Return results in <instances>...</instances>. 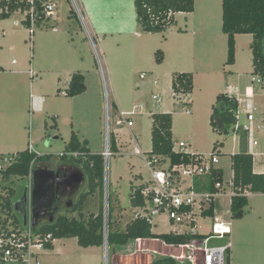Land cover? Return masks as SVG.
Instances as JSON below:
<instances>
[{"label":"rangeland","instance_id":"obj_1","mask_svg":"<svg viewBox=\"0 0 264 264\" xmlns=\"http://www.w3.org/2000/svg\"><path fill=\"white\" fill-rule=\"evenodd\" d=\"M75 1L81 8L82 0ZM88 1L94 11L98 7L103 8L107 21L102 22L101 26H109L108 20L114 12L120 18L125 14L124 8L116 7L115 1L119 0ZM53 2L56 3L54 16L48 23L34 28L32 40L28 28L22 23L24 14L17 12L8 19L0 20V156L3 157L0 164L3 167L14 155L28 148L39 156L51 155L52 162L61 163L59 155L65 152L71 130L79 139H87L92 151H104L108 101L110 135L118 136L123 152L132 150L135 140L140 154L112 155L104 169L109 183V200L111 206H116L112 219L115 218L117 226L123 229L135 219L130 205L133 190L150 177L142 157H148L151 151L152 114H171L173 142H184L187 153L207 155L214 147H219L218 166L223 169L226 179L232 173L231 154L239 151L250 155L264 152V125L258 131H242L244 125L256 126L264 115V90L260 78L252 74L253 38L250 34L235 35V63L232 66L225 64L227 38L221 30L222 0H195L193 12L178 13L176 23L160 33L142 31L132 5L131 28L105 38L95 36L85 19V13L81 11L92 42L81 20L70 16V12L76 13L73 1ZM54 17L58 23L56 33L51 27L55 24ZM127 21L128 18L124 22ZM206 23L210 29L208 33H192L199 25L202 27ZM199 34H208L216 39L214 51L197 50ZM158 50L163 54L160 64L155 60ZM184 51L185 56H182ZM189 53H193V57ZM11 60H15L16 64L12 65ZM64 70H70V73L79 71L85 75L84 94L72 98L63 95L69 74ZM176 72L192 73L194 82L190 94L181 95L172 91V79ZM154 81L156 85H153ZM229 89L235 97L251 101L257 111L251 124L240 112L239 133L221 135L211 127L210 115L216 96L228 93ZM152 96H157L158 100H153ZM114 104L124 113L135 112L124 117L132 121L133 127H128L126 123L115 125L119 112H115ZM53 116L57 130L50 128ZM253 142L257 146H253ZM220 143L222 145H218ZM255 162L258 170H264V158L257 157ZM27 187L25 180L18 177L2 179L0 173V220L7 216L4 203L9 202V212L21 221L13 205L21 199ZM86 188L84 182L72 201L75 202L78 194ZM102 195L106 216L104 187ZM247 197L248 205L243 218L233 220L230 218L228 192L218 195L214 217H198L195 232L213 236L215 221L230 223L231 237L227 234L225 240L232 242L230 250L234 262L264 264V196L248 193ZM99 202L98 197L90 196L86 211L96 213ZM154 221L155 225L151 226L153 233H169L165 219L155 218ZM150 240L139 244L140 249L135 250L133 241L122 246L108 247L103 243L101 247L83 248L75 237H66L54 240L53 248L44 249L39 259L41 264H104L106 254V264H112L116 255L118 264H148L150 259L157 257L155 254L149 256V249L175 256L180 253L178 248H164L153 242L158 239ZM218 242L212 239L209 245ZM227 256L228 252L225 259Z\"/></svg>","mask_w":264,"mask_h":264},{"label":"trees","instance_id":"obj_2","mask_svg":"<svg viewBox=\"0 0 264 264\" xmlns=\"http://www.w3.org/2000/svg\"><path fill=\"white\" fill-rule=\"evenodd\" d=\"M195 0H134L136 20L142 31L147 33H160L174 24L176 13H191L194 11ZM27 8L25 0H0V20L8 19L17 12H24ZM40 9V7H38ZM221 30L227 38V59L226 65L232 66L235 63V35L250 34L253 42L252 51V74L258 76L261 88L264 89V0H222L221 2ZM76 17L75 12H71ZM77 18V17H76ZM43 15L37 19V26L42 22H48ZM23 24L28 26L26 20ZM156 62H162V53H156ZM172 91L176 94H190L193 89V77L191 73H175L172 79ZM83 77L74 74L71 77L68 88L64 91L65 96L74 97L84 92ZM237 102L233 96L226 93L216 96L210 115V125L221 135H228L236 124ZM52 128H56L55 125ZM172 116L170 113H155L152 115L151 125V151L150 157L168 158L171 165L188 163L194 156L190 153H175L172 151ZM111 151L116 152V141L112 135ZM222 143L218 144L221 145ZM87 141H79L75 133L65 147V152L59 155L61 163L52 162L51 155L39 156L29 149L18 152L10 162L0 170L2 179L18 177L30 182L31 169L37 164H50L68 168L72 163L71 158L76 155L75 160H81L78 169L83 172L86 190L78 194L77 200L72 201L68 206L61 207L52 221H38L34 231L37 235L44 237L51 235V240L45 244V248H53V241L66 237H75L80 247L91 246L101 247L104 243L105 227L107 231V246H122L128 241L138 239H158L166 245L179 246L190 242L193 239H207L210 236L198 233L175 235L171 233L155 234L151 225L141 218H135L125 225L123 229L117 226L115 218L112 219V211L116 206H111L108 197V214L106 222L102 194L104 187V160L102 154L91 153L87 148ZM216 147L211 151H215ZM219 154V153H218ZM3 160V157L0 156ZM74 164V163H72ZM231 169L234 196L230 199V217L233 220H240L244 215V209L248 204L246 193L264 194V173L253 172L252 155L239 152L231 155ZM215 181H223V172L215 170L211 176L196 181V188L199 190H210ZM83 182V183H84ZM83 185V184H82ZM82 187V186H81ZM80 187V188H81ZM80 190V189H79ZM97 196L99 204L96 213L87 212L85 207L90 196ZM7 199V198H6ZM116 201V199H115ZM114 201V202H115ZM143 200L139 195V189L135 188L130 197L132 208L141 206ZM9 202L4 203L7 207V216L0 220V225L10 224L14 227L24 226L22 220H18L9 212ZM63 212V214H61ZM215 202L212 201L209 208L202 211V217H214ZM32 224V223H31ZM149 264H188L180 263L170 256H158ZM225 264H230V254Z\"/></svg>","mask_w":264,"mask_h":264},{"label":"built area","instance_id":"obj_3","mask_svg":"<svg viewBox=\"0 0 264 264\" xmlns=\"http://www.w3.org/2000/svg\"><path fill=\"white\" fill-rule=\"evenodd\" d=\"M72 1L76 11V17L81 20L86 35L92 42V36L86 27L84 16L81 12L82 9L79 8L75 0ZM25 2L27 8L22 12V14H24L23 21L26 20L28 22V33L31 39L34 34V28L37 26L36 21L38 17L43 15L45 19H51L54 16L56 3L53 2V0H25ZM38 7H40V9H38ZM94 51L97 53L96 49H94ZM153 84L156 85V82L154 81ZM226 94L228 96H233L237 102V121L231 133H239V113L242 112L247 122L251 124L255 121L254 115L257 109L251 101L243 100L232 95L230 89ZM152 99L158 100L157 96H152ZM134 109L137 108L135 107ZM109 112L107 101L104 151H102L105 170L112 155H140L137 151L139 146L135 140L133 141V149L128 152H123L118 149L116 152L111 151ZM133 113L135 112L120 113L115 121V125L120 126L126 123L128 127H131L132 121L124 117L131 116ZM262 125H264V115L256 126L249 127L248 125H244L242 131L244 133L258 131ZM172 144L173 152L187 153L184 151L186 148L184 142H172ZM252 145L257 146V143L253 142ZM216 153H219L218 149L207 155L190 153V155L194 156L189 162L179 165H171L168 158L150 156L145 158L143 156V161L150 171V177L146 182L137 186L143 204L133 208L135 218L145 219L151 226L155 225V218H163L170 228L169 233L175 235L197 233L195 232L198 227L197 219L202 216V211L208 209L211 202H215L216 197L220 194L228 192L230 199L235 195L232 177L227 181H215L212 184V189L214 191L199 190L196 188V181L200 182L202 179L211 176L212 173L219 168V160L217 158L219 154ZM73 156L76 157V155ZM9 162L10 160L7 164ZM4 167L0 164V170ZM30 183L31 176L28 186H30ZM103 185L106 193L105 197L107 199L108 214L109 183L106 174ZM230 225V223L225 224L221 221H215L212 227L213 236L210 235L209 238L203 240L193 239L184 245H170L178 248L180 252L178 255H173L171 257L180 263L225 264V253L230 251L232 246L231 242L228 241L221 245H209V241L211 239L224 240L225 235L230 234ZM104 234L107 235L106 229ZM50 240V234L41 237L35 233L31 224V214L29 210L27 223L24 226L20 225L14 227L10 223L5 227L0 225V264H41L39 259L41 252L46 249L45 244ZM104 245H107V242H105ZM106 257L105 254L104 264H106Z\"/></svg>","mask_w":264,"mask_h":264},{"label":"crops","instance_id":"obj_4","mask_svg":"<svg viewBox=\"0 0 264 264\" xmlns=\"http://www.w3.org/2000/svg\"><path fill=\"white\" fill-rule=\"evenodd\" d=\"M115 4H116V7L119 5V6H121L122 8H124L125 9V14L123 15V17L122 18H120L119 17V14L117 13V12H114V14L112 15L111 14V18L108 20V22H109V26H101L102 25V22H104V21H107V18H106V15H105V13L103 12V8H101V7H98V9H97V11H94V9H92V7L90 6V4H89V1L88 0H82V4H81V9H82V12L83 13H85V17H87V18H85L86 20H88L87 22H89V24L91 25V27H92V31L95 33V36H98V35H100V36H104V38L105 37H107V36H114V35H116V34H120L124 29H127V28H131V26H130V19L133 17V13L130 11V8H131V6L133 5L134 6V0H119L118 2H116L115 1ZM194 6H195V1H194ZM109 11V10H108ZM71 13V12H70ZM134 13H135V7H134ZM71 17H72V13H71V15H70ZM135 16H136V13H135ZM178 16V13H176L175 15H174V23H176V17ZM75 18V17H74ZM126 18H128L129 19V21H127V22H124L125 20H126ZM51 19H49V21H50ZM48 21V22H49ZM53 21L55 22V24L54 25H52L51 27L53 28L52 30H53V32H57V28H56V24H58L57 22H56V20H55V17L53 18ZM99 21H101V23L99 24L98 22ZM137 21V20H136ZM48 22H42V23H40L38 26H36V27H41L42 25H44V23H48ZM22 23H23V20H22ZM24 26H26V25H24ZM99 26V27H98ZM27 27V26H26ZM208 27H209V25H207V23L206 24H204L202 27H201V25H199V27L197 28V30L195 31H193L192 33L194 34L195 32H202V31H204V32H209L210 31V29L208 30ZM28 28V27H27ZM56 28V29H55ZM207 32V33H208ZM68 33H70V32H68ZM29 34V33H28ZM139 35V34H138ZM33 36H34V34L32 35V38H33ZM92 36V35H91ZM199 36H200V42L199 41H197L196 40V43H197V45H196V47H197V50H199L200 51V49L202 50V51H206V50H211V49H213V51H214V47H215V45H216V39L215 38H212L211 36H209L208 34L207 35H200L199 34ZM236 37V36H235ZM32 38H31V40H32ZM185 51L184 52H182V56L184 55L185 56ZM195 53H197V52H194V54ZM193 53H189V56L190 57H193V55H192ZM163 55V54H162ZM14 61V62H13ZM162 61H163V56H162ZM11 64L12 65H15L16 64V62H15V60H11ZM160 64V63H159ZM1 70V69H0ZM64 71H68V72H66V74L67 73H69L68 75H67V83H66V87H65V89H64V91H66L67 90V88H68V85H69V82H70V80H71V77L74 75V74H80V75H82V77H83V84H84V87H85V90H86V84H85V75H83L82 73H80L79 71H77V72H71L70 73V70H64ZM29 73L32 75V71L30 70L29 71ZM176 73H189V72H176ZM192 74V73H191ZM33 76V75H32ZM192 77H193V75H192ZM193 82H194V77H193ZM154 85V84H153ZM85 90H84V92H85ZM193 90V89H192ZM264 90V89H263ZM59 91V89L57 90V92ZM84 92H82L81 94H79V95H77V96H80V95H82V94H84ZM56 95H58V94H56ZM63 95H64V92H63ZM65 96V95H64ZM76 96V97H77ZM66 97H68V98H72V97H69V96H66ZM75 97V96H74ZM38 100H40V99H38ZM141 105V104H140ZM139 105V106H140ZM114 110H115V112L117 111V112H119L118 113V116H119V114L120 113H124L123 111H121L120 109H119V107H118V105L117 104H114ZM155 114V113H154ZM153 115V114H152ZM152 115H151V125H152ZM118 116H117V118H118ZM131 121V120H130ZM53 125H55V127L56 128H52V126ZM45 129H47V125L45 124ZM131 127H133V123H132V126ZM50 128H52L53 130H57V128H58V126H57V122H56V120H55V116H53V124L52 125H50ZM75 133L73 130H71V133ZM171 132H172V129H171ZM70 138V137H69ZM77 138H78V136H77ZM114 138H115V141H116V147H117V149L118 150H121L120 148L122 147V145L120 144V140L118 139V136H115L114 135ZM79 139V138H78ZM173 140V139H172ZM79 141H87V148L89 149V151L91 152V153H97V154H102V152H99V151H96V152H94V151H92L91 149H90V147H89V145H90V142L87 140V139H79ZM222 145V144H221ZM29 149V148H28ZM216 149H218L219 150V147H216ZM30 150V149H29ZM239 152H241V151H239ZM239 152H235V153H239ZM234 153V154H235ZM194 154H196V153H194ZM197 154H200V153H197ZM231 155H233V154H231ZM264 158V152L262 151V152H260V153H256V154H254V155H252V158H253V172L254 173H264V170H258L257 169V165H256V162H255V158ZM259 164H260V162H259ZM219 167V166H218ZM230 167H231V165H230ZM218 169H220V170H222V172H223V180L224 181H227V180H229L231 177H232V173H231V176H230V178L229 179H226L225 178V174H224V171H223V169H221L220 167L218 168ZM231 171H232V169H231ZM139 178H141V177H139ZM24 192V191H23ZM247 195H248V193H246V197H247ZM260 195H262V196H264V194H260ZM97 197V196H96ZM247 200H248V197H247ZM98 201H99V199H98ZM248 205V204H247ZM229 206H230V202H229ZM132 208V207H131ZM133 209V208H132ZM231 218V217H230ZM243 218V217H242ZM241 218V219H242ZM228 237L230 238L231 237V233L228 235ZM152 240H150V239H138V240H136V241H134V243H135V245H136V247H135V250H137V249H140V247L141 246H139V244H143V243H146V242H151ZM220 242H218V244H215V243H213L212 245H221V244H224L225 242H228V241H230L231 242V240H219ZM154 243H157V244H159V245H161V247H164V248H171V246L170 245H166L165 243H163L162 241H160V240H155V241H153ZM224 242V243H223ZM209 243L211 244L212 243V239L209 241ZM231 244H232V242H231ZM142 247H144V246H142ZM148 251V255L150 256L151 254L153 255V254H155L157 257L158 256H173V254H171V253H168V252H165V251H156L155 249H149V250H147ZM229 254H230V264H236L235 262H234V258L232 257V250H230L229 251ZM119 256V255H118ZM117 255L116 256H114V258H113V262H112V264H118V263H116L117 262ZM154 258H155V256H154ZM152 261V259H150L149 261H148V264L150 263Z\"/></svg>","mask_w":264,"mask_h":264},{"label":"water","instance_id":"obj_5","mask_svg":"<svg viewBox=\"0 0 264 264\" xmlns=\"http://www.w3.org/2000/svg\"><path fill=\"white\" fill-rule=\"evenodd\" d=\"M70 162L79 165L81 160L71 158ZM83 182L84 175L81 170L66 171L62 166L50 164L34 165L31 169L30 186L24 189L21 199L13 205L14 210L20 215L24 225L27 223L30 210L32 227L35 228L38 221L47 215H51L52 221L57 212L55 211L57 197L63 189L78 188ZM104 219L106 222L105 211Z\"/></svg>","mask_w":264,"mask_h":264},{"label":"flooded vegetation","instance_id":"obj_6","mask_svg":"<svg viewBox=\"0 0 264 264\" xmlns=\"http://www.w3.org/2000/svg\"><path fill=\"white\" fill-rule=\"evenodd\" d=\"M78 166L79 165H77V164H70L69 165V167L67 168L66 167V171L67 170H75V169H77V170H79L78 169ZM64 169V168H63ZM82 186V185H81ZM80 186V187H81ZM80 187H76L75 189H69V188H67V189H63V191L61 192V193H59V195H58V197H57V201H56V203H55V207H57V208H55V211H57L56 212V214L58 213V211L61 209V207H65V206H68L71 202H72V197H73V195H75L76 194V192L77 191H79V189H80ZM55 214V215H56ZM54 215V216H55ZM53 216V217H54ZM50 218H51V215H47V216H45L44 218H42L41 220L43 221V222H47V221H50Z\"/></svg>","mask_w":264,"mask_h":264}]
</instances>
